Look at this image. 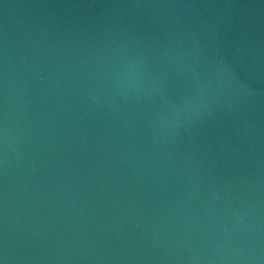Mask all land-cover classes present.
I'll return each instance as SVG.
<instances>
[{
  "label": "water",
  "instance_id": "water-1",
  "mask_svg": "<svg viewBox=\"0 0 264 264\" xmlns=\"http://www.w3.org/2000/svg\"><path fill=\"white\" fill-rule=\"evenodd\" d=\"M0 264H264V0H0Z\"/></svg>",
  "mask_w": 264,
  "mask_h": 264
}]
</instances>
